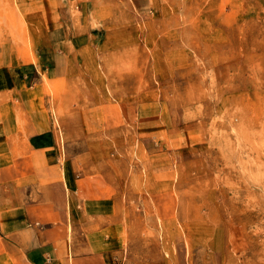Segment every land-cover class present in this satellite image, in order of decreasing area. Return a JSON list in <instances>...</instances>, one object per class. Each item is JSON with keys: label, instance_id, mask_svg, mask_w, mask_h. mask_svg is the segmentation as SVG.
Returning a JSON list of instances; mask_svg holds the SVG:
<instances>
[{"label": "rangeland", "instance_id": "obj_1", "mask_svg": "<svg viewBox=\"0 0 264 264\" xmlns=\"http://www.w3.org/2000/svg\"><path fill=\"white\" fill-rule=\"evenodd\" d=\"M0 53L40 65L59 163L112 182L125 264H264V0H0Z\"/></svg>", "mask_w": 264, "mask_h": 264}, {"label": "crops", "instance_id": "obj_2", "mask_svg": "<svg viewBox=\"0 0 264 264\" xmlns=\"http://www.w3.org/2000/svg\"><path fill=\"white\" fill-rule=\"evenodd\" d=\"M39 67L0 53V264H125L119 196L104 174L59 163L50 116L42 118L39 88L30 85ZM126 110L111 101L96 116L117 130ZM46 194L49 203L40 199Z\"/></svg>", "mask_w": 264, "mask_h": 264}, {"label": "bare ground", "instance_id": "obj_3", "mask_svg": "<svg viewBox=\"0 0 264 264\" xmlns=\"http://www.w3.org/2000/svg\"><path fill=\"white\" fill-rule=\"evenodd\" d=\"M213 169V168H212ZM246 181V180H245ZM260 181V180H259ZM252 186V185H251ZM263 187H264V185H263ZM259 238V237H258Z\"/></svg>", "mask_w": 264, "mask_h": 264}]
</instances>
